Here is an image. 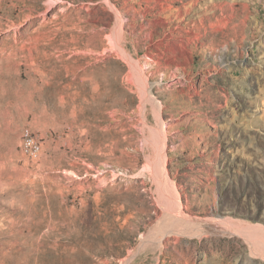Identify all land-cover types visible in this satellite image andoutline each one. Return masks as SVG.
<instances>
[{"label":"rangeland","instance_id":"obj_1","mask_svg":"<svg viewBox=\"0 0 264 264\" xmlns=\"http://www.w3.org/2000/svg\"><path fill=\"white\" fill-rule=\"evenodd\" d=\"M0 264H264V0H0Z\"/></svg>","mask_w":264,"mask_h":264},{"label":"bare ground","instance_id":"obj_2","mask_svg":"<svg viewBox=\"0 0 264 264\" xmlns=\"http://www.w3.org/2000/svg\"><path fill=\"white\" fill-rule=\"evenodd\" d=\"M27 136L29 137V138H32V142H31V144H33V143H38V142H36V140L32 137V134H31V132H30V130L29 129H25V131H24V137H25V139H26V141H27V143H28V140H27ZM30 145V144H29ZM195 218V217H194ZM197 222V221H196ZM200 225V224H199ZM196 226V224H194V226L193 227H195Z\"/></svg>","mask_w":264,"mask_h":264},{"label":"built area","instance_id":"obj_3","mask_svg":"<svg viewBox=\"0 0 264 264\" xmlns=\"http://www.w3.org/2000/svg\"><path fill=\"white\" fill-rule=\"evenodd\" d=\"M27 140H28V144H30V146H31L32 138H29L27 136ZM40 151H41V142L39 141V152H32V150H31V152L33 153V159H34V153H40Z\"/></svg>","mask_w":264,"mask_h":264}]
</instances>
